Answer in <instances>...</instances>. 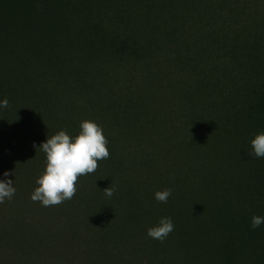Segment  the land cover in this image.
Instances as JSON below:
<instances>
[{
	"label": "rangeland",
	"instance_id": "rangeland-1",
	"mask_svg": "<svg viewBox=\"0 0 264 264\" xmlns=\"http://www.w3.org/2000/svg\"><path fill=\"white\" fill-rule=\"evenodd\" d=\"M7 9L0 101L6 98L9 107L0 108V181L12 180L16 193L0 204V264H38L39 224L44 230L53 227L55 206L43 207L30 199L40 177L36 175L40 130H65L75 137L81 122L91 120L104 135L132 136L129 146L157 152L159 161L140 164L143 178L136 192V179L127 181L137 202L144 204H158L148 199L152 182L143 181L144 175L151 176L149 181L165 176L162 160L173 158L175 165L197 167L183 177L177 190L170 185L156 190L171 189L169 199L180 210L179 197L187 187L194 188L192 198L202 206L223 195L206 189L198 178L203 171L198 167L205 169L210 163L204 152L208 133L223 135L226 149L249 135L264 133L257 131L264 130V84L260 85L264 75L255 77L247 59L220 57L235 44L234 29L247 38L264 35V0H7ZM42 47L53 50L50 68H43ZM258 50L255 46V55ZM237 51L242 52L241 46ZM184 59L199 62L207 84H200L193 71L180 65ZM247 85L251 92H243ZM107 92L115 97H106ZM146 136L149 142L142 145ZM171 143H180L179 149L167 152ZM104 162H99L97 171L111 172ZM239 168L234 166L223 176L237 178ZM221 177L211 174L208 179L218 183ZM233 197L225 193V225L252 230V217L264 215L263 201L249 199L247 205ZM192 207L194 214L197 208ZM200 209L204 221L199 223L198 237L205 234V218L210 215ZM161 218L131 225L130 232L119 226L128 232L125 245L133 264L141 241L147 246L153 242L142 233L147 235ZM155 248L170 263L181 249L171 239L159 241Z\"/></svg>",
	"mask_w": 264,
	"mask_h": 264
},
{
	"label": "trees",
	"instance_id": "trees-1",
	"mask_svg": "<svg viewBox=\"0 0 264 264\" xmlns=\"http://www.w3.org/2000/svg\"><path fill=\"white\" fill-rule=\"evenodd\" d=\"M0 26L1 31H4V28L8 26L7 0H0ZM233 32H235L236 37L235 44L229 52L224 53L223 51L220 57L223 59L226 56L247 59L255 77L264 75V35H253L247 38L238 28L234 29ZM3 37L2 32V40ZM240 46L242 52L237 51ZM255 46L259 47V55L254 54ZM40 50L43 68H50L52 66V48L42 47ZM182 62L183 64L180 65L193 71L200 84L208 83L209 78L201 70L199 62L186 59ZM263 81L264 77L260 85L264 84ZM242 87L243 92L252 91L248 85ZM112 95L114 94L108 93L106 97H115ZM257 131L264 132L262 129ZM55 134L42 130L38 132L37 176L38 173H40L39 175L43 173L46 166V155L39 150V147L46 142L47 138ZM255 136L254 134L249 135L242 139L238 145L226 149L223 135L208 133L204 152L206 151V160L211 163L206 164L210 170L198 167L203 170L202 173H199L198 178L206 189L213 188L214 192L223 195L214 200L212 204L210 203L211 205H204L203 203L202 206V203L195 201L192 196L191 191L194 188L187 187L181 193L182 196L179 197L180 210V208L172 205L169 198L167 203L158 202L156 205L153 203L144 204L143 201L137 202L134 195L135 188L137 185L140 186L139 179L143 178L139 176L140 173L138 172L142 168L140 164L146 166L153 164V162L156 163L160 160L158 153L152 152L154 150H146L145 146L138 145L141 148H136L138 146L135 145L129 146L132 136L124 139L118 132H108L105 137L108 140L110 158L105 160L104 166L109 168L111 172L96 171L95 174L81 177L75 197L55 206L54 210L51 211L56 212V214L54 217L51 214L52 229L48 230L45 227L49 234H46L39 224L38 264H133L132 255L127 253L129 250L125 245L126 237H128L126 231L130 230L131 225L138 226L149 217L150 221H155L156 217L161 218L162 216L170 218L174 224V230L167 239H171L174 245L178 244L181 248L178 251V258L172 257L174 260L170 263L162 258V255L156 254L157 247L155 248V246L159 241L152 239V244L147 246L142 240V244L137 250L138 257L135 258V264H264V224H261L263 227L252 229L253 231L246 226H227L225 225V216L222 213V210L226 212L222 206L225 202V193L247 201V205L250 204L249 199L264 203V158H256L252 154L251 141ZM149 139L150 137L146 136V139L140 143L146 145ZM179 146L180 143H171L165 149L169 152L168 149L178 150ZM218 147L223 148V151L215 150ZM151 148L156 147L151 146ZM116 151L119 154L116 155ZM137 160L141 161L139 166H131L137 164L135 163ZM164 161L166 162L164 177L152 176L149 181L151 176L144 175L143 182H146V178L148 182H152L153 192H156L159 185L162 187L170 185L173 190H177L184 183L183 177H189L192 172L197 170V167H190L188 163H183L180 166L175 165L173 158L172 160H167V158L162 160V162ZM222 166H224V170ZM234 166L240 167L237 178L224 177L223 173L231 172ZM211 174L216 177L218 174H222L221 180L217 183L216 178L208 179ZM130 178H135L137 181L134 185L135 192L133 186L127 182ZM110 186L114 187L116 191L111 198H106L103 191ZM153 192L149 194L148 199L155 200ZM199 193L201 194V190ZM192 206L197 208V212L194 214L191 213ZM122 207L125 209L124 211L121 210ZM200 208L207 210L210 215L205 218V234L198 237V228L201 227L199 223L204 221L198 214V211L202 210ZM253 209L255 208L253 207ZM205 210L201 211L200 214H203ZM193 216L195 217L194 220H192ZM158 223L159 220L153 226H158ZM119 226H123L122 228L126 231L120 230ZM259 231L261 232L258 233ZM143 235L148 236L144 232ZM50 248L53 252L52 258L49 257Z\"/></svg>",
	"mask_w": 264,
	"mask_h": 264
},
{
	"label": "clouds",
	"instance_id": "clouds-1",
	"mask_svg": "<svg viewBox=\"0 0 264 264\" xmlns=\"http://www.w3.org/2000/svg\"><path fill=\"white\" fill-rule=\"evenodd\" d=\"M8 107L9 101L6 98L0 101V108ZM251 148L256 158H264V133L255 136L251 141ZM39 150L46 155V166L35 181L38 187L35 188L30 199L39 202L43 207L59 206L72 200L77 193L80 178L95 174L99 162L110 158L108 140L103 129L91 120L81 122L80 131L75 137L70 136L65 130L58 131L47 138L46 142L40 145ZM4 175L8 176L9 173ZM13 185L12 180L0 181V204L13 198L16 193ZM115 191L116 189L110 186L103 193L106 198H111ZM171 194V189H165L157 191L154 196L157 202L167 203ZM261 224H264V217H252V229L258 228ZM173 230L172 220L164 217L159 220L158 226L147 230V235L163 242Z\"/></svg>",
	"mask_w": 264,
	"mask_h": 264
},
{
	"label": "crops",
	"instance_id": "crops-1",
	"mask_svg": "<svg viewBox=\"0 0 264 264\" xmlns=\"http://www.w3.org/2000/svg\"><path fill=\"white\" fill-rule=\"evenodd\" d=\"M2 31L0 26V66H1V60H2Z\"/></svg>",
	"mask_w": 264,
	"mask_h": 264
}]
</instances>
